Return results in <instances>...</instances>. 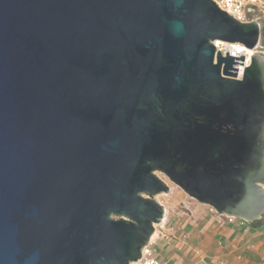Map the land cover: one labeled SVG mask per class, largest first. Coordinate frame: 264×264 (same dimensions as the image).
I'll use <instances>...</instances> for the list:
<instances>
[{"label": "water", "instance_id": "95a60500", "mask_svg": "<svg viewBox=\"0 0 264 264\" xmlns=\"http://www.w3.org/2000/svg\"><path fill=\"white\" fill-rule=\"evenodd\" d=\"M256 20L212 0H0V264H129L170 187L264 216Z\"/></svg>", "mask_w": 264, "mask_h": 264}, {"label": "crops", "instance_id": "0c3cea01", "mask_svg": "<svg viewBox=\"0 0 264 264\" xmlns=\"http://www.w3.org/2000/svg\"><path fill=\"white\" fill-rule=\"evenodd\" d=\"M164 208L167 226L151 241L166 264H264V216L241 223L199 203H188L186 211L173 215ZM157 244L160 250L154 248Z\"/></svg>", "mask_w": 264, "mask_h": 264}, {"label": "built area", "instance_id": "2783aa9c", "mask_svg": "<svg viewBox=\"0 0 264 264\" xmlns=\"http://www.w3.org/2000/svg\"><path fill=\"white\" fill-rule=\"evenodd\" d=\"M219 9L224 10L234 19L239 22L245 23L252 20H256L259 25L260 22L257 19H254L250 14V9L256 6L264 7L262 0H212ZM261 27V25H260ZM215 53L219 51L221 56H225L228 52L229 56L239 57L244 55L242 65L232 64L233 68H237L235 79H241L243 76L244 67H247L250 64L249 57L253 54H260L264 58V45L261 43V40L252 48L248 49L245 45L241 43H231L225 41H214ZM214 211L213 209H211ZM215 212V211H214ZM227 220H238L236 218L225 216ZM242 223V221L238 220ZM167 224L165 223V217L162 222L158 225H155V231L163 229ZM153 242H149L147 245L143 246L141 249L140 258L136 261L130 262L129 264H166L154 253Z\"/></svg>", "mask_w": 264, "mask_h": 264}, {"label": "rangeland", "instance_id": "374dc122", "mask_svg": "<svg viewBox=\"0 0 264 264\" xmlns=\"http://www.w3.org/2000/svg\"><path fill=\"white\" fill-rule=\"evenodd\" d=\"M262 1L264 3V0ZM255 8L256 11H259L260 13L264 12V7L262 6H256ZM256 11L251 12V15H253V13H256ZM158 176L162 178L164 181H166L170 187V191L168 193H161L156 196V199L162 205H164V207L166 206L169 215L176 214L177 212L186 211L187 210L186 206L188 203L198 204V202L189 198L179 187L171 183L165 176L161 174H158ZM154 248L160 250V248H158V244L155 245Z\"/></svg>", "mask_w": 264, "mask_h": 264}, {"label": "flooded vegetation", "instance_id": "af4514ba", "mask_svg": "<svg viewBox=\"0 0 264 264\" xmlns=\"http://www.w3.org/2000/svg\"><path fill=\"white\" fill-rule=\"evenodd\" d=\"M256 11V8L255 7H252L250 9V14L251 12H255ZM254 19H257L259 22H260V25H261V30L263 29L264 25V12H259V11H256V13H253V15H251ZM262 38L264 39V35L262 34L261 35ZM264 41V40H263Z\"/></svg>", "mask_w": 264, "mask_h": 264}, {"label": "bare ground", "instance_id": "6f19581e", "mask_svg": "<svg viewBox=\"0 0 264 264\" xmlns=\"http://www.w3.org/2000/svg\"><path fill=\"white\" fill-rule=\"evenodd\" d=\"M156 236V231H154V234L152 235V240H153V238ZM150 241H151V239H150ZM152 242V241H151Z\"/></svg>", "mask_w": 264, "mask_h": 264}, {"label": "trees", "instance_id": "16d2710c", "mask_svg": "<svg viewBox=\"0 0 264 264\" xmlns=\"http://www.w3.org/2000/svg\"><path fill=\"white\" fill-rule=\"evenodd\" d=\"M261 34H263V29H262V33Z\"/></svg>", "mask_w": 264, "mask_h": 264}]
</instances>
